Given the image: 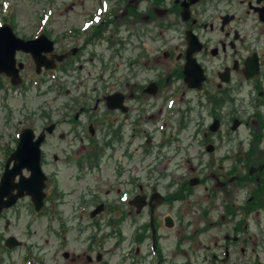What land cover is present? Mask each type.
I'll return each mask as SVG.
<instances>
[{
  "label": "flooded vegetation",
  "instance_id": "obj_1",
  "mask_svg": "<svg viewBox=\"0 0 264 264\" xmlns=\"http://www.w3.org/2000/svg\"><path fill=\"white\" fill-rule=\"evenodd\" d=\"M130 2L126 0L124 10L111 12L110 18L108 8L104 15L107 17L103 16L98 23L72 28L71 33L62 32V42L53 47L45 43L42 55L50 63L47 66L50 69L44 63L37 67L33 62L36 79L41 83L32 86L26 81L29 92L51 79L74 78L76 86L81 84L86 78L84 62H90L94 68L92 59L98 54L96 48L87 54L86 47L103 42L112 55L118 52L126 55L121 72L109 58L106 72L104 68L97 72L99 84L94 83L87 93L80 92L71 103L60 105L57 120L45 114L41 129L37 132L34 129L36 137L44 131L40 159L42 171L46 172V187L39 213H51L52 219L61 215V219L65 218L63 223L88 216L90 225L78 228L90 232L88 264H109V249L105 250L109 237L114 238L112 246L118 250L125 239L121 235L127 228L131 229L130 243L121 254L124 259L120 264L126 260L130 261L128 264H264V0H152L144 12L126 10ZM136 24L142 25L139 32L129 31ZM121 26L127 30L124 40L115 38ZM46 28L23 39L44 35ZM147 28L153 30L150 36ZM14 32L17 35L15 29ZM136 34L139 39L131 48L133 54H128L126 48L136 39ZM147 72L154 77L148 82L141 81V74ZM161 79L177 80L195 98H184L183 89L178 93L177 89L164 88ZM68 92L69 87L64 83L59 95L67 96ZM173 99L179 102L175 109ZM193 113L202 120L196 122V130L202 128V113L207 119L210 117V123L205 126L209 134L219 129V119L233 118L232 113H245L246 118L241 120L247 122H240L244 127L252 121L247 138L235 137L237 145L233 155L227 152L222 155V160H232L233 164L222 175L211 176L213 196L200 203L196 217L183 221L177 213L170 221V218L162 220L155 216L161 205H171L190 196L193 187L189 186H199L200 182L189 184L190 179L179 186L176 184L170 196L158 192L159 183L152 181L147 186L137 179L134 195L142 200L135 204L131 203L133 195L124 202H109L108 181L103 194L93 191L90 201H78L77 206L69 207L73 212L63 216L65 203L56 181L57 164H63L76 177L93 174L109 177V158L117 162L123 158L128 166L133 153H140L143 159L157 161L162 155L166 157L164 150L169 155L176 152L172 144L186 124L196 120L191 116ZM149 124H152L150 130ZM60 129L59 142L65 145L61 157L52 155L51 161L46 162L42 147ZM204 137L203 133L200 144L204 145V151H212L210 139ZM226 137L219 141L232 138ZM134 142L139 152L131 149ZM124 164H115L113 172L117 176L131 172L134 177L135 167L130 170ZM47 166L52 167L50 171ZM147 170L141 176L147 175ZM155 170L161 173L157 166ZM159 175L169 176V183L173 185L176 175L173 170ZM153 192L159 196H152ZM19 203L20 200L2 210L0 220ZM122 223L127 224L123 230ZM161 225L167 229L176 225L189 228L184 237L176 233L179 240L186 239L176 243L172 251H166L165 256L158 242ZM64 230L60 227V234ZM1 232V250L10 253L14 247H8L6 242L11 235ZM181 244L185 245L183 249L178 247ZM62 255L68 258L67 253ZM3 262L0 259V264Z\"/></svg>",
  "mask_w": 264,
  "mask_h": 264
},
{
  "label": "rangeland",
  "instance_id": "obj_2",
  "mask_svg": "<svg viewBox=\"0 0 264 264\" xmlns=\"http://www.w3.org/2000/svg\"><path fill=\"white\" fill-rule=\"evenodd\" d=\"M111 1L119 3V5L114 6L117 7V9H114V12L111 11L112 13H119L124 10L123 8L125 7L124 4L126 0ZM150 1L152 0H131L126 10L132 8L134 12H144L143 10L148 6ZM99 3L100 0H0V23L4 22L12 25L17 35L22 38L34 36V31L37 26L40 28L45 26V28L47 27L44 34L46 37L45 40L48 43L51 42L50 44L53 47L54 44L57 45L62 42V32L71 31L72 28L79 27L83 23V20L85 21L88 19L89 14ZM145 14L147 13L145 12ZM90 23L91 19L85 24ZM139 26L142 25L136 24L134 27L129 28V31L139 32ZM147 30L150 36L153 30L151 28H147ZM126 33V27L121 26L115 38L124 40L123 37ZM131 34H133V32ZM134 37L136 39H132V44L128 45L126 48L128 54H133L131 48L136 46L134 43L139 39L137 34ZM142 41L145 40L142 38ZM147 44L148 43L145 41L146 46ZM45 45L46 44L41 46V48ZM93 48H96L98 51V54L92 59L94 68L91 67L90 62H84L86 69L83 71V74L86 78L81 84L77 83L76 86V80H74V78L60 80L61 83L65 82L69 87L67 96L58 95V88L50 87L52 83L49 80L44 81L39 87L40 89L35 87L30 92L26 91L25 86L16 92L5 91V88H11V85L6 78L0 75V176L6 159L15 148L17 134L20 129L29 127L36 129V132L39 131L46 119L44 115L47 113L51 115L52 120H57L58 118L56 115L60 105L71 103L70 101L76 98L80 92L86 91L87 93L94 83H100V74H97V72L102 68H104V72H106V62L109 58L113 59L111 62L117 65V70H119V72L123 70L124 57L126 56L123 52L112 55L114 53L106 49L102 42L101 45L98 44L96 46L86 47V53L90 55ZM134 50L136 51L138 49L134 48ZM16 60L18 63H22V71L20 74L24 82L36 79L34 71L35 62L27 53L17 52ZM162 72L164 73L163 69ZM116 77L118 78V76ZM153 77L152 73L147 72L141 74L140 80L148 82V80ZM163 79H161V82L164 88L177 89L178 93L181 89L185 90L177 80ZM185 97L188 99L191 98L192 100V98H195V95L185 90L184 98ZM172 101L174 103L173 109H175L179 102L177 103L175 99ZM180 107L183 108L184 106L180 105ZM243 108V110L246 109L245 107ZM195 112L197 113V111ZM201 115L203 117L202 128L196 130V122L198 120L202 122V120L193 113L191 116L196 120L186 124V128L178 134L176 143L172 144V146H176V152L169 155V153L164 150L163 153L166 157L162 155L160 158L158 157L159 159L157 161L151 158L143 159L140 153H133L128 161V166L123 163L125 161L123 158H121L119 162H117V159L113 161L109 158V177L106 175L95 176L94 174L92 176L80 175L76 177L74 172H70L63 164H57L59 174H57L56 181L64 195L63 200L65 203L63 216L65 217L67 214L70 215L74 209L70 210L69 207L77 206L76 203H78V201H90L93 191L97 190L103 194L104 185L108 181L109 202H112L132 196V194L136 192L135 187L136 184H138L137 179L143 180L147 186L152 181L159 183L158 192L163 196H170L176 184L179 186L181 183H186L189 179H193L196 182L195 184L198 183V180H200V182L198 183L199 186H189L193 187L189 197L181 198L171 205H161L157 209L155 216L162 217V220L170 218V221L177 213L183 218V221L188 218L196 217L197 214L195 211H198L197 208H199L200 203L211 199L213 196V193H210L212 190L214 191L211 187V176L217 174H219V176L222 175L228 170L230 165L233 164L232 160H222V155L225 154V152L233 155V149L237 145L235 137L238 139L247 138L249 135L248 129L250 128V124H252V121L249 120L248 126L244 127L240 122H247L246 119L241 120L246 118L245 113L242 115L240 114L243 118L240 115L232 113L231 115L234 116L233 118L225 117L224 120L219 119V129L215 134H209L205 126L210 123V117L207 119L205 113ZM151 125L152 124H149L148 130H150ZM227 126H229V129H227ZM36 127H38V129ZM234 127L235 129L230 130V128ZM61 130L62 129L55 131L48 139L47 145L42 147L43 152H45L46 162L51 161L53 158L52 155L61 157L62 149L65 146L63 143L59 142L58 133ZM226 131L228 133H226ZM203 133L205 136L204 138H209L213 145L214 149L212 151L210 150L211 152L204 151V145L200 144ZM224 136L225 138H227L226 136L232 138L220 142L219 139ZM228 140L232 141L230 142ZM136 144L137 143L134 142L131 149L135 152H139ZM163 159H166V164H164ZM115 164L119 166L124 164V167H129L130 170L135 167L136 175L131 177L132 173L129 172L128 175L122 174L117 176V174L113 172ZM156 166L161 171L159 174L169 170H173L176 173L175 178H173V185L169 183V176L161 175L160 177L158 171L155 170ZM51 168L52 167L47 166L48 171H50ZM145 169H148L147 175L141 176L142 171ZM44 173L46 174L45 171ZM23 174L25 175L26 172H23ZM149 174H151V177H147L150 176ZM94 185L96 186L95 188ZM230 186H232V184ZM175 194L176 193H174V195ZM193 206H196V208ZM88 209H85V211H88ZM50 215L51 214L48 213H35L26 197L21 199L17 206L10 209L9 212L4 215L0 220L1 233L6 236H14L21 244L10 253L4 252L1 250L2 247H0V259L4 261L2 264H25L26 258H29L32 264L89 263L88 258L90 257L87 249L88 246H90V232H87L85 229L81 231L78 229L80 226L85 228L90 225L91 222L88 216L84 215L83 217L76 218L74 221H66V223H63L65 218L61 219V215L56 218L54 217V219H52ZM5 226H8L6 230L4 229ZM60 227L65 229L61 234ZM120 227L123 230V228L127 227V224L122 223ZM117 228L118 227L115 226V229ZM161 228L158 242L160 246L159 249L164 252L163 256H165L166 251H172L176 243H182L186 239L183 238L179 240L176 233L178 232L179 235L184 237L189 231V228L184 225H176V228L172 227L171 229H167L161 225ZM130 231L131 229L127 228L121 235L124 236L125 239L122 242L123 245H121V248L118 250L114 249L112 246L114 238L109 237V245L105 247V250L109 249V264H120L122 259H124L121 254L130 243V241L128 242ZM178 247L179 249H183L185 245L181 244V246ZM63 252L67 253V259L62 255ZM129 262V260H126L123 264H128Z\"/></svg>",
  "mask_w": 264,
  "mask_h": 264
},
{
  "label": "water",
  "instance_id": "obj_3",
  "mask_svg": "<svg viewBox=\"0 0 264 264\" xmlns=\"http://www.w3.org/2000/svg\"><path fill=\"white\" fill-rule=\"evenodd\" d=\"M39 39L24 41L16 37L9 26L0 27V73L10 77L12 84L20 83L18 68H22V63H19L16 68L15 54L17 51L32 54L37 67L43 63L48 65L38 53L40 50L37 52L38 48L35 47ZM41 40L44 41L42 37ZM185 81L188 82L186 79ZM33 138L32 131L25 129L20 135L15 151L6 160L4 172L0 178V212L24 195L30 196L36 210L42 205L45 176L40 168V145L43 135L41 134L36 140ZM12 161L13 165L10 168ZM24 169L29 172L28 176L22 175ZM15 177H18L16 183L13 182ZM195 183L193 179L189 181V184ZM14 190L17 192L15 195L12 194ZM9 241L14 240L10 238Z\"/></svg>",
  "mask_w": 264,
  "mask_h": 264
}]
</instances>
